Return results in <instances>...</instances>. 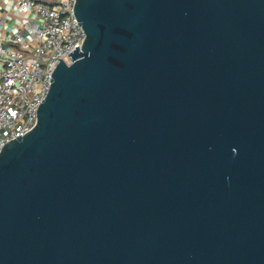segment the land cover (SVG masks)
<instances>
[{"label":"water","instance_id":"obj_1","mask_svg":"<svg viewBox=\"0 0 264 264\" xmlns=\"http://www.w3.org/2000/svg\"><path fill=\"white\" fill-rule=\"evenodd\" d=\"M73 10L0 151V264H264V0Z\"/></svg>","mask_w":264,"mask_h":264},{"label":"built area","instance_id":"obj_2","mask_svg":"<svg viewBox=\"0 0 264 264\" xmlns=\"http://www.w3.org/2000/svg\"><path fill=\"white\" fill-rule=\"evenodd\" d=\"M3 1L7 16L0 17V151L37 124V109L53 82L58 57L70 64L68 53L76 46L82 49L86 38L74 14L75 0Z\"/></svg>","mask_w":264,"mask_h":264},{"label":"crops","instance_id":"obj_3","mask_svg":"<svg viewBox=\"0 0 264 264\" xmlns=\"http://www.w3.org/2000/svg\"><path fill=\"white\" fill-rule=\"evenodd\" d=\"M5 1H3V0H0V17L1 16H7V11H6V6H5ZM13 16H11L10 18H9V20L10 21H13L14 19L12 18Z\"/></svg>","mask_w":264,"mask_h":264}]
</instances>
